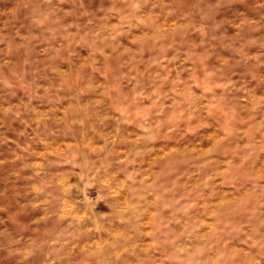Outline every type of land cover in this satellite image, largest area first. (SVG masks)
<instances>
[{"label": "clouds", "instance_id": "9594fccd", "mask_svg": "<svg viewBox=\"0 0 264 264\" xmlns=\"http://www.w3.org/2000/svg\"><path fill=\"white\" fill-rule=\"evenodd\" d=\"M0 264H264V0H0Z\"/></svg>", "mask_w": 264, "mask_h": 264}]
</instances>
